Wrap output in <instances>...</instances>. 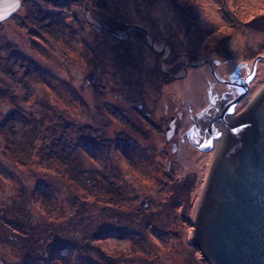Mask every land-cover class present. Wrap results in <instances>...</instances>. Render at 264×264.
<instances>
[{
	"label": "rangeland",
	"instance_id": "374dc122",
	"mask_svg": "<svg viewBox=\"0 0 264 264\" xmlns=\"http://www.w3.org/2000/svg\"><path fill=\"white\" fill-rule=\"evenodd\" d=\"M72 1L0 23V63L30 67V84L0 67V264H207L193 231L215 154L199 143L235 98L219 102L224 80L258 59L233 117L264 87V0ZM43 10L85 20L87 43L49 36Z\"/></svg>",
	"mask_w": 264,
	"mask_h": 264
},
{
	"label": "water",
	"instance_id": "95a60500",
	"mask_svg": "<svg viewBox=\"0 0 264 264\" xmlns=\"http://www.w3.org/2000/svg\"><path fill=\"white\" fill-rule=\"evenodd\" d=\"M22 5L21 0H0V23L11 20ZM150 42L154 45L152 38ZM257 61L251 72L246 67L249 80L243 82L232 102L226 108L214 105L219 111L207 128L211 145H205L204 136L199 143L203 151L213 149L212 139L222 143L220 156L213 157L208 168L209 179L194 222L193 245L207 264H264V87L241 116L233 117L231 112L249 92ZM229 95L223 96L221 105ZM176 119L170 118L168 141L174 137ZM219 122L224 127L215 134L213 128ZM176 148L174 145V151Z\"/></svg>",
	"mask_w": 264,
	"mask_h": 264
},
{
	"label": "trees",
	"instance_id": "16d2710c",
	"mask_svg": "<svg viewBox=\"0 0 264 264\" xmlns=\"http://www.w3.org/2000/svg\"><path fill=\"white\" fill-rule=\"evenodd\" d=\"M22 1V4H23V6H24V3H25V0H21ZM41 1H46V2H49V3H54V4H56V3H58L59 4V2H57V0H41ZM64 4H60L59 5V7L60 8H64V7H66V4L67 3H71V4H74V3H76V2H73L72 0H64ZM102 3H104V2H102ZM31 6L32 5H29V9H31L32 10V14H33V11H34V9H32L31 8ZM102 6L103 5H101V8H102ZM37 7H38V10H39V5H37ZM100 8V9H101ZM38 13H40V11L38 12ZM44 15L42 16V18H41V22H45V26L44 25H42V23L40 22L39 23V28H43L44 30H46L47 32H48V34H49V36H50V33L51 34H55V33H57L58 32V34L59 33H62V34H64L65 35V33H66V35L65 36H68L70 39H74L75 37H78L79 38V36H80V38H82L80 41L81 42H83L84 41V43H87V37H85V36H83L82 37V35H81V33H82V30L84 29V31H85V34H87L86 33V27H85V25H86V23H85V20H83V19H81V18H79V17H77V15H75V17H73V19H74V21L75 20H77V24H79L76 28H74V26H76L75 24H72V23H68V25H67V23H66V20L68 19V17L69 16H64V15H62V13H59L60 15H58L57 16V14L56 15H54L55 17H51V16H49L48 17V20H50L48 23H46V19H45V17L47 16V15H49L48 14V12L46 11V10H43V12H42ZM18 15H17V13L14 15V18L15 17H17ZM13 18V17H12ZM57 18V19H56ZM70 18V17H69ZM57 20V21H56ZM255 20H257V19H255ZM185 22V20L184 21H182V25H183V23ZM255 22V21H254ZM180 24V25H181ZM50 26V27H49ZM91 26V25H90ZM124 26V27H123ZM108 28H110L111 30H114L116 33H118V32H125V28H127V27H125V25H122V26H120L119 24H117V23H113V25H109V26H107ZM249 27V26H248ZM28 28V26L26 27V29ZM254 28H256V30H258L260 33L262 32V33H264V22L263 21H261L260 23H258L257 24V27H254ZM101 32H103L104 34H107L109 37H111V39H113V40H115L116 38H115V36H113V35H111V34H109L107 31H105V30H102ZM134 33H138L140 36H142L143 35V37H145V35L146 34H144V33H142V31L140 30V29H138V28H136V30L135 31H133ZM89 33H93V32H89ZM150 33V32H149ZM62 34L60 35V36H62ZM152 38H153V40H154V43H156V44H159L158 43V40H157V38L155 37V36H152ZM116 41H117V39H116ZM78 43V42H77ZM173 49V48H172ZM173 51H174V49H173ZM163 55V54H162ZM180 57V55H178V58ZM162 59V58H161ZM6 62H4V64H2V63H0V67H1V69H2V71H4L5 73H9V72H11L12 74H16L17 76H18V72H15L16 71V68H18L19 69V71L21 70V72H23V77L22 78H20L21 79V82L24 84V83H27V84H30V82H29V72H28V70L30 69V67H22V65L20 66V65H18L17 64V61H14V60H12V55L10 54L9 56H7V58H6V60H5ZM159 61V60H158ZM157 61V63H159ZM158 66V65H157ZM32 70V69H31ZM17 76H14L15 77V79H14V82H16V83H18V81H19V79H18V77ZM26 79H27V81H26ZM26 85V84H25ZM4 87V88H3ZM11 86H8L7 87V85H5V84H1V86H0V91H1V93H2V100L3 101H5L6 100V93H5V89L6 88H10ZM5 96V97H4ZM10 97H12V96H10ZM1 127L2 126H0V132H2V135L4 134V132L6 131V127L5 126H3V127H5L4 128V130H2L1 129ZM5 157H6V155H5ZM143 208V207H142ZM20 225V224H19ZM32 242V245L30 246L31 247V250H29L28 248H27V250L28 251H32V250H37L38 249V247H40V241H38V240H35V239H31V241H29L28 240V243H31Z\"/></svg>",
	"mask_w": 264,
	"mask_h": 264
},
{
	"label": "flooded vegetation",
	"instance_id": "af4514ba",
	"mask_svg": "<svg viewBox=\"0 0 264 264\" xmlns=\"http://www.w3.org/2000/svg\"><path fill=\"white\" fill-rule=\"evenodd\" d=\"M243 69H244V67H242V69H240V71H238V72L235 71L234 72V75H235L234 79L229 80V81L224 80V82H227V84L223 82L224 85L229 87V92H227L226 95L230 94L229 96H231V95H236L237 93H240V90H241L240 87L243 84V82H245V80H249V78H248V74L249 73L247 71H245V70H244L245 71V76L242 77V70ZM238 76H240V77H238ZM236 77L238 78V80L235 81ZM250 87H251V85H250ZM223 95H225V93ZM223 95L221 97H223ZM229 96H228V98H229Z\"/></svg>",
	"mask_w": 264,
	"mask_h": 264
},
{
	"label": "bare ground",
	"instance_id": "6f19581e",
	"mask_svg": "<svg viewBox=\"0 0 264 264\" xmlns=\"http://www.w3.org/2000/svg\"><path fill=\"white\" fill-rule=\"evenodd\" d=\"M201 79V78H200ZM258 93H260V92H258ZM258 93L255 95V97L252 99V101H251V103L254 101V99L257 97V95H258ZM250 103V104H251ZM249 104V105H250ZM248 105V106H249ZM247 106V107H248ZM249 108V107H248ZM247 108V109H248ZM223 125H224V123L222 122V123H218V124H216V129H215V131H216V133H220V130L222 129V127H223ZM205 127H206V125L204 124L203 126H201V129L203 130L204 129V131H205ZM206 133V132H205ZM208 141L209 140H211V137H208V139H207ZM216 141V139H212V142L211 143H213V148H214V154H215V156L214 157H217V156H220V152H221V148H222V143H221V141L220 142H215ZM204 142H205V140H204ZM204 158H205V155H204Z\"/></svg>",
	"mask_w": 264,
	"mask_h": 264
},
{
	"label": "snow or ice",
	"instance_id": "6c2138e0",
	"mask_svg": "<svg viewBox=\"0 0 264 264\" xmlns=\"http://www.w3.org/2000/svg\"><path fill=\"white\" fill-rule=\"evenodd\" d=\"M3 19H6V17H3Z\"/></svg>",
	"mask_w": 264,
	"mask_h": 264
}]
</instances>
